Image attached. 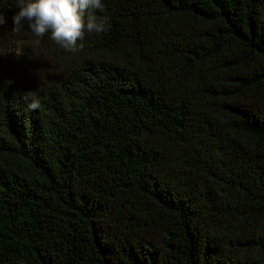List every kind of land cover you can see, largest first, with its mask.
<instances>
[{"label":"trees","instance_id":"1","mask_svg":"<svg viewBox=\"0 0 264 264\" xmlns=\"http://www.w3.org/2000/svg\"><path fill=\"white\" fill-rule=\"evenodd\" d=\"M18 3L0 264H264V0H102L74 52L14 32Z\"/></svg>","mask_w":264,"mask_h":264},{"label":"clouds","instance_id":"2","mask_svg":"<svg viewBox=\"0 0 264 264\" xmlns=\"http://www.w3.org/2000/svg\"><path fill=\"white\" fill-rule=\"evenodd\" d=\"M17 8L12 17L14 32H20L26 21L38 38L36 43L51 32V39L66 51H76L77 41L84 39L85 32L103 33L109 27L108 17L95 14L96 10L103 11L102 0H19ZM6 22L4 12L0 11V26ZM25 99L29 110L39 109L37 92L30 91Z\"/></svg>","mask_w":264,"mask_h":264}]
</instances>
